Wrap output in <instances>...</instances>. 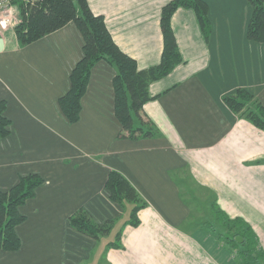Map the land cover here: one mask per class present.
Listing matches in <instances>:
<instances>
[{
	"label": "crops",
	"instance_id": "1",
	"mask_svg": "<svg viewBox=\"0 0 264 264\" xmlns=\"http://www.w3.org/2000/svg\"><path fill=\"white\" fill-rule=\"evenodd\" d=\"M168 1L88 4L104 17L117 46L145 69L160 60L159 16ZM203 1L208 39L193 10L172 15L183 63L149 84L153 98L143 113L157 130L152 138H117L115 69L104 61L91 70L78 121L65 120L57 101L69 88L83 44L73 22L22 47L13 29L0 34V101L10 122L0 139V189L27 173L44 179L19 207L25 216L16 227L20 247L0 250V264H87L98 242L104 249L102 239L76 232L68 219L81 209L98 224L125 219L127 208L112 202L104 186L111 170L147 206L138 226L122 228V247L103 253L108 264H236L213 233L197 225L184 188L209 195L229 217L246 221L264 253V130L222 101L243 88L264 106V44L246 37V0Z\"/></svg>",
	"mask_w": 264,
	"mask_h": 264
},
{
	"label": "trees",
	"instance_id": "2",
	"mask_svg": "<svg viewBox=\"0 0 264 264\" xmlns=\"http://www.w3.org/2000/svg\"><path fill=\"white\" fill-rule=\"evenodd\" d=\"M251 8L247 23L248 40L264 44V0H246ZM17 9L18 23L13 27L19 46L30 44L73 22L82 37V55L69 74V88L58 98L61 114L69 123L79 119L83 97L90 73L95 64L104 61L115 69L112 78L113 114L119 124L118 139L138 140L152 138L157 130L145 117L143 105L153 97L149 84L169 74L183 63L171 18L179 8L193 10L200 29L206 39L210 33L208 5L203 0H169L160 9L159 27L162 35L160 60L156 65L139 69L134 58L124 53L114 42L107 29L104 17L95 14L88 0H13ZM223 103L239 118L246 119L255 127L264 130V106L243 88L222 96ZM5 102L0 101V139L9 133V120L4 115ZM44 179L37 173L20 175L17 181L6 189H0V250L15 251L20 247L16 227L25 220L19 207L34 196ZM105 189L109 199L125 209L127 216L109 219L102 224L95 223L88 213L78 210L68 221L69 226L90 239L105 241L102 253L109 248H121V232L124 226L136 227L140 223L138 213L147 206L133 185L118 171L108 172ZM214 225L209 232L233 255L236 264H263L264 253L260 250L252 227L242 218L229 217L213 202L211 206ZM217 225V227L215 226Z\"/></svg>",
	"mask_w": 264,
	"mask_h": 264
},
{
	"label": "rangeland",
	"instance_id": "3",
	"mask_svg": "<svg viewBox=\"0 0 264 264\" xmlns=\"http://www.w3.org/2000/svg\"><path fill=\"white\" fill-rule=\"evenodd\" d=\"M16 11H17V9H16ZM17 23H18V20H17ZM191 186H192V184H191ZM182 192L185 194L186 198H188V200H190V202L192 204V211H193V216H194L193 219H195V221H197V222L198 221L201 222L199 224L197 223V225H199V226L203 225L204 227H207L208 225L210 226V224L214 225L215 224L214 218H213L212 211H211V206L213 204L211 202L213 200H211V197L209 195H205V194H202L201 196L200 195L197 196L194 194V192L190 188L189 189L184 188ZM206 194H207V192H206ZM203 222H205V223H203ZM209 226H208V228H209ZM215 226L217 227V225H215ZM208 230L210 231V229H208ZM114 231L115 230H113L109 236L102 237V245L104 244L105 241L113 239ZM215 231L216 230L214 228L213 233H215ZM97 245H98V248L93 249L91 251V255H90L89 259L86 261V263L87 264H108L105 260V257L102 253V250H99V245H100L99 242Z\"/></svg>",
	"mask_w": 264,
	"mask_h": 264
},
{
	"label": "built area",
	"instance_id": "4",
	"mask_svg": "<svg viewBox=\"0 0 264 264\" xmlns=\"http://www.w3.org/2000/svg\"><path fill=\"white\" fill-rule=\"evenodd\" d=\"M18 15L13 0H0V21H6V26H0V34L13 29L17 23Z\"/></svg>",
	"mask_w": 264,
	"mask_h": 264
},
{
	"label": "clouds",
	"instance_id": "5",
	"mask_svg": "<svg viewBox=\"0 0 264 264\" xmlns=\"http://www.w3.org/2000/svg\"><path fill=\"white\" fill-rule=\"evenodd\" d=\"M7 22L6 21H0V26H6Z\"/></svg>",
	"mask_w": 264,
	"mask_h": 264
}]
</instances>
